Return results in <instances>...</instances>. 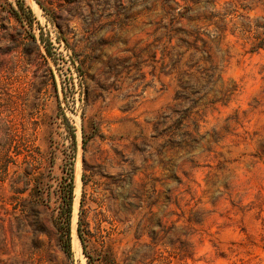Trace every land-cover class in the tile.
Listing matches in <instances>:
<instances>
[{
  "label": "rangeland",
  "instance_id": "374dc122",
  "mask_svg": "<svg viewBox=\"0 0 264 264\" xmlns=\"http://www.w3.org/2000/svg\"><path fill=\"white\" fill-rule=\"evenodd\" d=\"M263 247L264 0H0V264Z\"/></svg>",
  "mask_w": 264,
  "mask_h": 264
},
{
  "label": "trees",
  "instance_id": "16d2710c",
  "mask_svg": "<svg viewBox=\"0 0 264 264\" xmlns=\"http://www.w3.org/2000/svg\"><path fill=\"white\" fill-rule=\"evenodd\" d=\"M26 14H28L29 16H32V13H31V10L30 9H27L25 10ZM66 189H65V193H64V201H65V207H66V210H65V213L63 214V219H64V223H65V246L66 248L69 247V244H70V237H69V231H68V225H69V219H70V212H71V204H72V191H73V183H72V178H71V175L69 176V181L68 183L65 185ZM77 233H78V236L80 238V241L81 243L83 244V236L81 234V231H80V222L78 221V226H77ZM84 249V247H83ZM264 249V247H263Z\"/></svg>",
  "mask_w": 264,
  "mask_h": 264
},
{
  "label": "bare ground",
  "instance_id": "6f19581e",
  "mask_svg": "<svg viewBox=\"0 0 264 264\" xmlns=\"http://www.w3.org/2000/svg\"><path fill=\"white\" fill-rule=\"evenodd\" d=\"M72 244H73V248L75 250H79L80 249V244H79L78 237H77L75 231L73 232V243Z\"/></svg>",
  "mask_w": 264,
  "mask_h": 264
}]
</instances>
